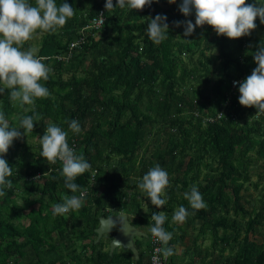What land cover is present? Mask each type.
<instances>
[{
	"label": "trees",
	"instance_id": "trees-1",
	"mask_svg": "<svg viewBox=\"0 0 264 264\" xmlns=\"http://www.w3.org/2000/svg\"><path fill=\"white\" fill-rule=\"evenodd\" d=\"M65 2L75 14L64 26L36 30L42 32L37 54L52 68L49 79L41 81L50 95L24 107L10 102L7 90L0 95V111L11 126L33 115V107L41 116L33 132L14 140L3 157L12 167L13 186L0 197V264H149L150 241L141 251L134 240L137 260L123 249L110 255L111 236L95 242L94 229L99 218L119 213L136 228L149 229L151 214L159 211L166 213L163 227L172 233L168 263L187 258L186 264H264V242L258 239L264 237V186L251 207L242 195L257 163L264 184V114L241 106L238 86L231 88L233 80H244L256 67L252 53L264 41V24L257 19L251 35L238 39L218 36L208 25L184 36L183 24L174 22L194 23L195 16L179 11L181 0L109 11L106 0ZM100 11L102 28L85 29ZM157 14L166 15L169 25V36L159 44L145 34V18ZM82 35L83 42L70 51ZM219 112L222 118L208 121ZM73 119L79 121V134L64 123ZM50 123L68 131L69 146L91 164L74 181L83 206L64 216L52 214L53 204L73 195L59 175L61 164L40 157V144L20 143L38 139ZM157 164L169 174L168 202L159 209L138 188V180ZM192 185L206 207L192 209L183 198ZM20 193L22 206L15 202ZM181 205L189 212L183 222L189 235L172 222Z\"/></svg>",
	"mask_w": 264,
	"mask_h": 264
},
{
	"label": "clouds",
	"instance_id": "clouds-1",
	"mask_svg": "<svg viewBox=\"0 0 264 264\" xmlns=\"http://www.w3.org/2000/svg\"><path fill=\"white\" fill-rule=\"evenodd\" d=\"M153 2L154 0H116L114 5L113 0H106L105 11L117 7L143 10ZM168 3L174 4L176 0H168ZM179 11L186 17L193 13L195 16L194 23L191 20L174 22L177 27L183 24L184 36H190L196 27L208 25L218 36L238 39L251 35L257 27V19L260 24H264V3L260 0H254L253 3H246V0H181ZM74 14L75 9L65 0L60 5H57L55 0H35V4L30 0H0V95L7 90L10 102L18 103L21 107L34 106L35 99L50 95L49 89L41 81L49 79L52 68L45 64V57L39 56L35 47L23 50V45L32 38L37 29L45 32L56 31ZM145 20V34L148 39L155 44L167 39L169 25L166 15L157 14L154 18L146 17ZM252 55L256 67L244 80L234 82V85L238 84L239 104L243 107H254L255 115H260L264 114V41ZM32 111L33 115L20 118L19 127L11 126L3 111H0V197L7 194L5 189H11L13 186L12 180L8 179L12 176V167L3 157L8 153L13 141L33 132L36 124L34 121L41 119L34 107ZM64 123L68 124L71 132H81L79 121L65 120ZM67 137L68 131L54 123L48 124L43 135L38 137L41 146L40 157L52 164L57 161L61 163L59 175L64 180V186L73 193L71 196L63 195L62 202L52 205L53 216H64L70 211H78L83 206L84 201L75 195L80 186L74 181L91 168L85 157L69 146ZM45 174L47 172L43 175ZM168 186L169 174L159 164L151 167L138 180V188L157 209L163 208L168 202L165 194ZM183 198L192 209L206 207L203 196L195 185L183 194ZM188 215L187 208L181 205L174 210L172 222L183 223ZM150 219L154 223L150 225L149 232L162 245L156 252L167 259L174 254V249L168 246L172 233L163 227L167 220L166 213L153 212ZM152 260L153 264H159V255H154Z\"/></svg>",
	"mask_w": 264,
	"mask_h": 264
},
{
	"label": "rangeland",
	"instance_id": "rangeland-1",
	"mask_svg": "<svg viewBox=\"0 0 264 264\" xmlns=\"http://www.w3.org/2000/svg\"><path fill=\"white\" fill-rule=\"evenodd\" d=\"M41 37H42V32L36 31L33 34L32 38L30 40L24 42L23 50H26L29 47H35L36 49H38L39 43L41 41ZM24 140L27 143V145L31 144L32 147L39 146V140L38 139H29V138L28 139H21L20 143H22ZM32 152H34V151H32ZM254 171L256 173H253L252 184L255 183V182H259V178H257V176H258V174H261V171H262L260 163H257L256 167L254 168ZM252 184L247 185V189H244V191L242 192V195L244 196L245 206H247V207H251V205H255L256 204V202H257V200H258V198L260 197V194H261V188L264 186V184L262 182H259V186L257 188H254ZM23 197H24L23 193L18 194V197L15 200V202L17 203L18 206H22L23 205V200H24ZM143 202H144L143 211H145L148 202L146 200H144ZM174 225L178 226V227H181L184 230V233L186 235L190 234V231H191L190 229L191 228L184 227L183 223H174ZM140 231L145 233V237H135L134 240L136 239L138 241L139 248L142 251L148 245L151 233L149 232L148 228H143ZM178 234H179V232H178ZM176 235H177V233H176ZM105 236H111V234L110 235H105ZM102 237H104V236H102ZM258 239L260 241L262 240V242H264V237H259L258 236ZM104 241L106 243H108L109 239H106ZM108 249H109V247H108ZM183 250H184L183 245H179L175 249V251L179 255L182 254ZM168 259H169V257H168ZM68 261L69 260L66 258L65 262H68ZM169 262H170V259H169ZM179 263L186 264L187 263V258H183V259L181 258V260L178 261L176 264H179ZM168 264H170V263H168Z\"/></svg>",
	"mask_w": 264,
	"mask_h": 264
},
{
	"label": "water",
	"instance_id": "water-1",
	"mask_svg": "<svg viewBox=\"0 0 264 264\" xmlns=\"http://www.w3.org/2000/svg\"><path fill=\"white\" fill-rule=\"evenodd\" d=\"M114 229L115 233L109 243V254L111 255L120 248L131 252L134 259L137 260L139 252L134 245V238L145 237V233L133 226L125 213H119L108 218H99V225L94 229L95 242H98L102 236L110 235Z\"/></svg>",
	"mask_w": 264,
	"mask_h": 264
},
{
	"label": "built area",
	"instance_id": "built-area-1",
	"mask_svg": "<svg viewBox=\"0 0 264 264\" xmlns=\"http://www.w3.org/2000/svg\"><path fill=\"white\" fill-rule=\"evenodd\" d=\"M103 14V11H100L99 14L97 15V17H95L94 19H92L89 23V25L85 28V29H90V30H99L102 28L103 24H104V16L101 15ZM84 30V29H83ZM82 30V32H83ZM84 38H83V35L82 37L80 38V40H75V42H73L71 45H70V51L73 50L75 47L78 46V43H81L83 42ZM71 55V53L69 52L68 53V57ZM234 82H238L237 80H233L232 83H231V88L232 89H235L238 84H235L234 85ZM223 112H219L218 115L216 116V118H212V119H209L208 121L210 122H214L215 120H218L220 118H222V115L220 114ZM59 164H61L59 161H57ZM84 195V194H83ZM150 251L148 253V260H149V264H153V260H152V257L154 255H159V264H168V258L167 259H164L163 256L161 254H158L156 252V249L157 248H160L162 247V245L156 241V239L151 235L150 236Z\"/></svg>",
	"mask_w": 264,
	"mask_h": 264
},
{
	"label": "flooded vegetation",
	"instance_id": "flooded-vegetation-1",
	"mask_svg": "<svg viewBox=\"0 0 264 264\" xmlns=\"http://www.w3.org/2000/svg\"><path fill=\"white\" fill-rule=\"evenodd\" d=\"M114 233H115V229L112 230V233H111V239L113 238ZM110 241H111V240H110Z\"/></svg>",
	"mask_w": 264,
	"mask_h": 264
},
{
	"label": "crops",
	"instance_id": "crops-1",
	"mask_svg": "<svg viewBox=\"0 0 264 264\" xmlns=\"http://www.w3.org/2000/svg\"><path fill=\"white\" fill-rule=\"evenodd\" d=\"M120 249V248H119ZM176 254H178L177 252H176Z\"/></svg>",
	"mask_w": 264,
	"mask_h": 264
}]
</instances>
